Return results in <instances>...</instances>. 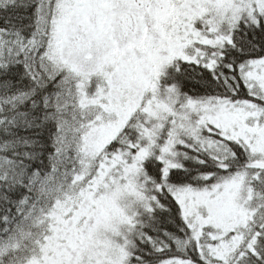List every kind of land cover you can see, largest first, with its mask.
I'll return each mask as SVG.
<instances>
[{"label":"snow or ice","instance_id":"snow-or-ice-1","mask_svg":"<svg viewBox=\"0 0 264 264\" xmlns=\"http://www.w3.org/2000/svg\"><path fill=\"white\" fill-rule=\"evenodd\" d=\"M0 264H264V0H0Z\"/></svg>","mask_w":264,"mask_h":264},{"label":"trees","instance_id":"trees-1","mask_svg":"<svg viewBox=\"0 0 264 264\" xmlns=\"http://www.w3.org/2000/svg\"><path fill=\"white\" fill-rule=\"evenodd\" d=\"M13 211H14V209H13Z\"/></svg>","mask_w":264,"mask_h":264}]
</instances>
